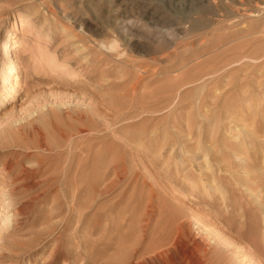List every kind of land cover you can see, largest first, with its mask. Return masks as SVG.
Returning a JSON list of instances; mask_svg holds the SVG:
<instances>
[{
  "label": "rangeland",
  "instance_id": "374dc122",
  "mask_svg": "<svg viewBox=\"0 0 264 264\" xmlns=\"http://www.w3.org/2000/svg\"><path fill=\"white\" fill-rule=\"evenodd\" d=\"M0 103V264H264V0H0Z\"/></svg>",
  "mask_w": 264,
  "mask_h": 264
},
{
  "label": "bare ground",
  "instance_id": "6f19581e",
  "mask_svg": "<svg viewBox=\"0 0 264 264\" xmlns=\"http://www.w3.org/2000/svg\"><path fill=\"white\" fill-rule=\"evenodd\" d=\"M19 22H20V24L23 25V21L22 20H20ZM13 50H14V45H13V42H11L10 45H7V46L4 47L3 56L5 57V60H7V62L9 63V65H11V67L14 70V74L16 75V73H17L16 72V65H15V62H14L13 56H12ZM15 75H13L11 78H9L10 76H7L6 79H5L6 84H7L6 87H8L10 91H12V89H13L12 88V85H11V82L13 81ZM3 107H4L3 103H0V111L3 109ZM10 178H11V172L10 171L5 172L3 174V176H2V178H1L2 185H6V183H8V180ZM1 190H3V188H1L0 191Z\"/></svg>",
  "mask_w": 264,
  "mask_h": 264
}]
</instances>
